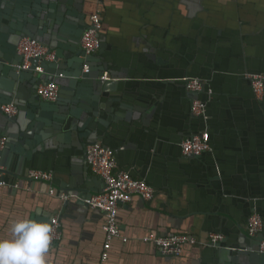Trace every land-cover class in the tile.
I'll use <instances>...</instances> for the list:
<instances>
[{"label":"crops","instance_id":"0c3cea01","mask_svg":"<svg viewBox=\"0 0 264 264\" xmlns=\"http://www.w3.org/2000/svg\"><path fill=\"white\" fill-rule=\"evenodd\" d=\"M30 1L36 6L20 5V17L43 9V0ZM101 1L103 55L112 68L145 80L132 79L122 90L136 108L122 107L120 100H100V116L108 124L100 130L116 152L118 170L131 169L134 177L158 189L152 201L136 196L120 207V226L129 241L114 240L106 264H209V248L189 247L175 258L141 238L150 230H188L202 238L222 228L238 239L246 231L249 205L239 196L264 191V97L255 98L243 73L264 74V0ZM97 2H85L83 17L71 13L64 18L56 9V21L61 17L56 37L79 38ZM186 73L208 78L214 90L209 123L221 180L210 178L205 162L212 156L206 154L205 162L184 158L177 145L182 133L203 129V122L191 114L188 94L178 84L146 81ZM133 111L136 116H129ZM53 145L24 156L15 175L17 155L12 154L8 167L2 155L5 177L18 180L22 188L0 187V237L11 235L16 219L43 221L62 208L60 200L47 195V182L24 177L28 168L54 171L60 189L71 173L96 175L86 163L84 147ZM259 206L264 209V203ZM103 221L100 211L68 208L61 218L63 240L48 252L47 264H98Z\"/></svg>","mask_w":264,"mask_h":264},{"label":"water","instance_id":"95a60500","mask_svg":"<svg viewBox=\"0 0 264 264\" xmlns=\"http://www.w3.org/2000/svg\"><path fill=\"white\" fill-rule=\"evenodd\" d=\"M36 1L39 2L41 0ZM86 1L87 0H43V5H41L43 9L41 11H33L24 17H20L18 15V13H21L20 5H29L31 2L30 0H0V73L2 76V81L0 82V135H6L8 137L6 147L2 152L3 161H5L7 167L11 165L10 159L12 154L17 155L16 172H14L13 175L19 172L18 169L23 163L24 156L30 157V155H34V153L38 151H44L52 146L53 143L58 145L60 149L62 147L69 148L71 146L84 147L86 149L87 145L97 142L112 148V145L104 141L103 133L100 130V125L105 127L108 126L99 112L100 108L103 107V102L100 101L102 98L107 99L109 102L120 100L122 107L124 106L125 108L131 109L136 108V106L128 102V98H126V100L124 99L127 91L124 93L122 90L125 89L126 82L132 79L145 80V78L132 76L111 67V62L103 55L106 43L101 34L102 28L100 30L101 46L98 52L87 55L77 42L79 38L81 42L84 31L91 27L92 17L94 15L98 14L100 16L103 26L104 8L101 0H98L96 8L88 15V20L85 22L81 35L79 34V38L75 37L74 41H68L62 37H56L59 21L61 22V17L57 18L56 21V9L59 12L58 15H63L64 18L66 17L65 15L71 13L83 17L85 15L83 7ZM31 5L34 7L36 6V4L32 2ZM24 37L34 38L48 45L51 49L55 50L56 59L47 62L34 58L31 60V65L28 69H22L21 66L24 62V56L18 55V46ZM38 66H42L44 71H38ZM105 74L108 75V79L102 80L101 77ZM247 74H264L262 72L252 71L243 73V77L249 80L252 92L256 98L252 87V80L251 78H247ZM161 75L163 74H159L156 78L147 77L146 79L149 80L146 81L178 84L181 86L190 97V111L192 116L198 117L203 122V129L200 132L189 134L182 133L179 136L177 145L182 156L184 158H193L205 162L204 158L206 154H209L214 158L211 162H205L211 169L210 178L212 180H221L223 171H220L219 162L215 159V147L211 144V135L209 137V150L199 156L184 155L181 146L182 142L187 137L204 131H208L210 134L209 104L214 95L210 80L206 77L190 73L175 76ZM190 78H200L204 80L205 88L202 91L203 96L199 95L200 92H194L187 88V81ZM51 80L56 81L60 86L58 97L55 101H41L37 94V89L40 84L47 83ZM120 86H122V89ZM210 89L212 93H209ZM196 98H200L206 102L205 112L201 116H196L192 112V104ZM10 103H14L18 106V115L11 116L2 111V106ZM133 115L136 116L134 111L132 113L130 112L129 116L132 117ZM145 117L146 116H144L143 119L145 124H147L148 119ZM55 145L53 146L55 147ZM31 169L43 170L42 168H28L24 173V177L31 181L47 182L49 184L47 195L61 202L62 208L60 212L57 214H50L49 217L43 219L44 222L50 224L54 217H58L61 224V218L70 207H78L85 211L96 210L103 214L104 221L101 228L104 239L99 254L98 264H106L108 262L114 240L121 239L124 243L129 241V238L124 235L120 226L119 208L117 214L119 236L113 238L109 249H104L106 215L99 208H93L85 201L92 195L104 191L106 184L100 176L89 175L88 173L85 175L71 173L68 179L61 182L60 189L54 182L56 178V173L54 171L46 170L52 174V179L45 181L29 177V171ZM123 171L131 175L133 173L131 169H123ZM7 177H5L7 185L1 188H10L13 190L22 188L18 180L9 179ZM151 186L154 188V197L148 200V202L152 201L158 194V189L153 185ZM51 191L52 193H50ZM63 195H65L66 198H63ZM136 196L146 201L138 194L134 195L133 199ZM239 197L249 205L247 223L249 217L255 212H261L264 217V209H261L259 206L261 203H264V191L260 190L258 192L250 190L248 194ZM133 199L129 203H131ZM212 232L227 234L222 228H218L217 231L208 232V234L202 238L190 233L188 230H179L164 234L150 230L147 234L142 236L141 240L157 248L155 242L145 241L144 238L151 234H155V236H169L176 233H189L197 238L198 243L195 245L186 244L180 255L168 256L181 258L186 254V250L189 247H195L200 250L209 248L212 250L208 258L209 264H264V253L259 251V245L264 238L263 233L255 237L251 236L248 233L246 224V231L244 230L243 233H240L238 239H232V237L227 234V237L224 238L222 242H219L217 246L203 245L202 243L208 240ZM63 237L64 232L62 240ZM60 242L55 244L51 249L58 246ZM51 249H49L48 252ZM157 250L159 253L163 254L158 248ZM104 251L107 253V258L102 261V254Z\"/></svg>","mask_w":264,"mask_h":264},{"label":"built area","instance_id":"2783aa9c","mask_svg":"<svg viewBox=\"0 0 264 264\" xmlns=\"http://www.w3.org/2000/svg\"><path fill=\"white\" fill-rule=\"evenodd\" d=\"M102 28V21L98 14L92 17L91 27L86 29L81 38V47L87 55L99 51L101 46L100 30ZM18 51L24 56L22 69H28L31 65V60L38 58L47 62L56 59L55 50L48 45L31 37H24L20 41ZM37 70L44 71L42 66H38ZM87 70V67H86ZM252 80L253 91L258 99L264 97V75L262 74H247ZM102 80L108 79L105 74L101 77ZM187 88L194 92H202L205 88L204 80L200 78H190L187 81ZM60 86L54 80L42 83L37 89V94L40 98L48 101H54L58 97ZM212 93V90H209ZM206 102L200 98H196L192 104V112L196 116H201L205 112ZM2 111L8 115H16L18 113V106L14 103L5 104L2 106ZM210 134L204 131L187 137L182 142V153L184 155L199 156L205 151L209 150ZM8 137L0 135V187L6 186L5 171L2 165V152L6 147ZM86 162L92 172L100 176L106 187L102 193L92 195L85 201L93 208H99L106 215V224L104 229L106 231V238L104 242V249L110 247V243L115 236H119L117 214L121 205L128 204L133 196L138 194L144 200L148 201L154 197V188L148 184L144 179L136 178L126 171L118 170V165L115 157V151L100 142L87 145ZM29 177L36 180H51L52 174L49 171L41 169H31ZM52 193V191L50 192ZM63 198H66L63 195ZM52 226V240L49 246L51 249L55 244L62 240L63 232L58 217L51 220ZM248 233L255 237L260 233L264 234V217L260 213H253L247 223ZM224 234L220 232H212L208 240L203 245L217 246L219 242L224 240ZM145 241H153L157 248L166 255H180L183 251L184 245H195L198 240L195 236L189 233H176L169 236H150L144 238ZM259 251L264 253V238L259 245ZM106 251L102 254V261L106 260Z\"/></svg>","mask_w":264,"mask_h":264},{"label":"clouds","instance_id":"9594fccd","mask_svg":"<svg viewBox=\"0 0 264 264\" xmlns=\"http://www.w3.org/2000/svg\"><path fill=\"white\" fill-rule=\"evenodd\" d=\"M11 235L0 237V264H47L52 226L35 217L14 220Z\"/></svg>","mask_w":264,"mask_h":264},{"label":"flooded vegetation","instance_id":"af4514ba","mask_svg":"<svg viewBox=\"0 0 264 264\" xmlns=\"http://www.w3.org/2000/svg\"><path fill=\"white\" fill-rule=\"evenodd\" d=\"M247 76V78H249V76L248 75H246ZM257 98V97H256ZM258 99V98H257Z\"/></svg>","mask_w":264,"mask_h":264}]
</instances>
